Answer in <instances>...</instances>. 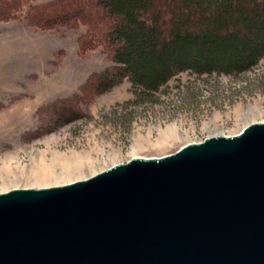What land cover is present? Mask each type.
Listing matches in <instances>:
<instances>
[{
    "label": "rangeland",
    "instance_id": "obj_1",
    "mask_svg": "<svg viewBox=\"0 0 264 264\" xmlns=\"http://www.w3.org/2000/svg\"><path fill=\"white\" fill-rule=\"evenodd\" d=\"M52 1L0 13V192L87 178L264 120V57L235 74L185 70L154 93H138L129 78L100 91L97 75L116 64L94 43L101 36L83 22L43 27L29 18L28 8Z\"/></svg>",
    "mask_w": 264,
    "mask_h": 264
},
{
    "label": "water",
    "instance_id": "obj_2",
    "mask_svg": "<svg viewBox=\"0 0 264 264\" xmlns=\"http://www.w3.org/2000/svg\"><path fill=\"white\" fill-rule=\"evenodd\" d=\"M0 264H264V120L0 192Z\"/></svg>",
    "mask_w": 264,
    "mask_h": 264
},
{
    "label": "trees",
    "instance_id": "obj_3",
    "mask_svg": "<svg viewBox=\"0 0 264 264\" xmlns=\"http://www.w3.org/2000/svg\"><path fill=\"white\" fill-rule=\"evenodd\" d=\"M24 1L0 0L2 18ZM83 1L53 0L28 14L43 27L83 22L101 36L94 43L116 64L97 75L100 91L129 78L138 93H154L185 70L235 74L264 57V0H88L93 10Z\"/></svg>",
    "mask_w": 264,
    "mask_h": 264
},
{
    "label": "bare ground",
    "instance_id": "obj_4",
    "mask_svg": "<svg viewBox=\"0 0 264 264\" xmlns=\"http://www.w3.org/2000/svg\"><path fill=\"white\" fill-rule=\"evenodd\" d=\"M162 134H163V133H162ZM139 137H142V136H139ZM144 138H145V137H144ZM150 140H151V139H150ZM150 140H149V141H150ZM140 142H141V141H140ZM143 142H144V141H143ZM146 142H147V141H146ZM137 143H138V142H137ZM137 143H136V144H137ZM144 145H145V144H144ZM150 145H152V144H150ZM144 147H145V146H144ZM140 148H141V146H138V147H137V149H140ZM157 148H158V147H157ZM134 149H135V148H134ZM87 152H88V151H87ZM87 152H85V153H87ZM61 159H62V158H61ZM0 162H1V161H0ZM53 162H54V161H53ZM60 162H61V161H60ZM72 162H73V161H72ZM78 162H79V160H78ZM82 164H83V163H82ZM5 165H7V164L5 163ZM73 165H74V164H73ZM75 165H76V164H75ZM78 165H79V164H78ZM78 165H77V166H78ZM62 166H63V165H62ZM10 167H11V166H10ZM36 169H37V168H36ZM7 170H8V169H7ZM80 171H81V168H76L74 172L77 174V173L80 172ZM1 172H2V171H1ZM7 172H8V171H7ZM74 172H73V173H74ZM2 174H3V173H2ZM53 175H54V174H53ZM63 175H64V174H63ZM65 175H68V176H69V175H72V172H67ZM48 177H49V175H48ZM1 179H2V178H1ZM7 179H8V178H7ZM4 181H5V180H4ZM2 184H3V183H2ZM4 184H5V183H4Z\"/></svg>",
    "mask_w": 264,
    "mask_h": 264
}]
</instances>
